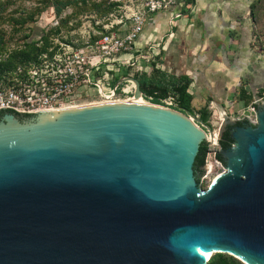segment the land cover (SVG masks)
Wrapping results in <instances>:
<instances>
[{"label":"water","instance_id":"obj_1","mask_svg":"<svg viewBox=\"0 0 264 264\" xmlns=\"http://www.w3.org/2000/svg\"><path fill=\"white\" fill-rule=\"evenodd\" d=\"M125 82L145 100L133 75L114 94ZM0 112V264H206V247L264 264V101L232 130L226 170L206 190L208 166L198 181L194 163L216 133L190 109Z\"/></svg>","mask_w":264,"mask_h":264},{"label":"built area","instance_id":"obj_2","mask_svg":"<svg viewBox=\"0 0 264 264\" xmlns=\"http://www.w3.org/2000/svg\"><path fill=\"white\" fill-rule=\"evenodd\" d=\"M107 1L117 2L120 7L104 20L105 33L95 28L96 32L81 39L56 36L53 45L40 56L39 62L20 67L7 83L0 86V109L8 107L34 112L133 97L132 82L123 83L121 93L117 89L115 94L110 82L116 75L134 76L139 68L149 70L158 54L155 50L162 49V43L149 42L144 46V51L136 52L149 14L185 4L184 12L173 13L170 23H174L188 9L193 10L195 7L194 0H144V6L131 9L132 13L128 15L127 12H121L127 1ZM93 35L99 37L91 40ZM261 42L264 49V40L261 39ZM126 55L130 56L128 62L123 59ZM259 101H264V87L256 91L248 106L250 112H255ZM165 106H169L168 100ZM252 118H256L255 113Z\"/></svg>","mask_w":264,"mask_h":264},{"label":"crops","instance_id":"obj_3","mask_svg":"<svg viewBox=\"0 0 264 264\" xmlns=\"http://www.w3.org/2000/svg\"><path fill=\"white\" fill-rule=\"evenodd\" d=\"M170 23L176 5L149 14L137 46L162 43L161 68L191 79L196 108L207 106L213 117L237 112L245 104L237 96L245 88L254 97L264 87V17L262 0H194ZM163 37V39H162ZM142 47V46H141Z\"/></svg>","mask_w":264,"mask_h":264},{"label":"trees","instance_id":"obj_4","mask_svg":"<svg viewBox=\"0 0 264 264\" xmlns=\"http://www.w3.org/2000/svg\"><path fill=\"white\" fill-rule=\"evenodd\" d=\"M46 5L33 12H29L20 18H14L15 23L23 27L28 22L35 21L37 14L41 13L50 0H46ZM55 11L58 16H61L63 11L69 6H78L79 10H74L72 14L61 18L58 24L51 27L48 32L42 34L40 39L28 40L32 32H26L24 35V42L20 46L11 50L6 49L5 40L0 35V86L7 83L20 67H27L31 63L39 62L40 56L48 51L53 45V40L60 34L63 35V31L71 32L81 25L78 21L76 24H70L73 17H78V14H82L89 11L96 14V17L92 18L94 27L101 33H105V27L103 26L105 19L110 16L111 13L117 12L120 4L117 2L109 3L107 0H55ZM4 5V4H0ZM97 20H103V22L96 24ZM105 20V21H104ZM64 29V30H63ZM99 35H93L91 40H95ZM65 39V38H63ZM163 55V49L159 51L155 59L151 63L149 70L137 69L134 72V76L141 82V88L145 93V99L157 104H166V100L172 99L175 109L187 108L194 114L200 116L204 123H209L212 111L207 106L196 108L193 105L194 94L190 90L191 79L187 75H175L173 73L166 72L161 68V58ZM120 75H116L111 80V87L120 78ZM121 84L118 88V93L122 91ZM131 95V94H130ZM253 95L249 93L245 88H241L238 93V99L244 100L246 106H249L253 101ZM224 145L226 143H223ZM209 142L204 141L197 154L194 169H198L205 165L207 162ZM218 157L223 160L222 155L218 154ZM203 173H201L197 180L199 181ZM206 264H241V262L234 256L226 253L217 252L212 255Z\"/></svg>","mask_w":264,"mask_h":264},{"label":"rangeland","instance_id":"obj_5","mask_svg":"<svg viewBox=\"0 0 264 264\" xmlns=\"http://www.w3.org/2000/svg\"><path fill=\"white\" fill-rule=\"evenodd\" d=\"M45 1L46 0H0V4H4V5H0V35L3 36L5 40L6 49L11 50L23 44L24 35L26 34V32H32L30 38L28 39L29 41L32 40L33 38L40 39L42 34L48 32L51 27L56 26L61 18H64L65 16L72 14L74 10L80 9L78 8V6H69L63 11L61 16H58L55 11L56 2L55 0H50L51 3H49V5H47L41 13L36 15L35 21L28 22L23 27H20L21 25L15 23L16 18L25 16V14H28L29 12H33L37 10V8L45 6L46 5ZM125 1L127 2L126 4H123V8L121 12H127L128 15L132 13L131 9L135 10L137 6L140 7L144 6V0H125ZM262 1L263 2L260 8V13L262 17H264V0ZM77 16L78 17H73V19L70 21L71 22L70 24H76V22L80 21L81 25L75 30H72L71 32L67 31V33L66 30L63 29L64 30L63 35H65V37L70 38L72 36V38L81 39L83 37H86L91 32H96L94 23L92 22V18L96 17L97 16L96 14L86 11L82 14H78ZM101 22L102 20H97L96 24H99ZM56 38H58V36ZM138 47L139 48L138 50H136V52L145 50V47L143 45H140ZM155 51L156 54L159 53V48H157ZM129 58L130 56L128 55L123 57L125 62H128ZM123 69H125V67H123ZM127 87L130 88L129 84ZM168 104L169 107L171 108H174L175 106L170 99H168ZM239 106H240L239 111L231 112L232 114L231 116H233V118L244 119L247 115H250L251 118L253 117L254 113L250 112L246 104H242ZM210 121H212L213 128L216 133L215 134L216 140H214V142H211L212 140L210 139L211 141L209 143V148H208V160H207V164H205L206 166H208V169L206 170L205 176L201 178V182L199 183L200 188L202 190L208 189L212 185L214 180L226 170V168L222 164H220L218 158L216 157V151H218L220 148L217 141L219 138L221 125L223 124L224 119L219 117L218 115L216 117H213L212 115ZM216 253L217 250L215 249L213 250L212 255ZM236 258L241 262V264H250L240 257L239 258L236 257Z\"/></svg>","mask_w":264,"mask_h":264},{"label":"flooded vegetation","instance_id":"obj_6","mask_svg":"<svg viewBox=\"0 0 264 264\" xmlns=\"http://www.w3.org/2000/svg\"><path fill=\"white\" fill-rule=\"evenodd\" d=\"M9 112V111H8ZM5 112H0V117H2L4 115ZM256 119V118H254ZM253 118H251L250 116L246 117L245 119L243 120H236L234 122H226L225 124H223V128H222V131H221V134H220V138H219V150L216 151L217 152V155L216 157L220 160V164L224 165L225 166V163H226V160L222 154V150H226L228 148H230L233 144H234V138L232 136V130L236 127V125L240 124V125H250V124H253L254 121ZM223 143H226L225 145ZM218 154L222 155L223 157V160H221L219 157H218ZM207 164V162H206ZM205 165L201 166L200 168L198 169H195V176L196 178H198V176L201 174V173H204L205 171Z\"/></svg>","mask_w":264,"mask_h":264},{"label":"bare ground","instance_id":"obj_7","mask_svg":"<svg viewBox=\"0 0 264 264\" xmlns=\"http://www.w3.org/2000/svg\"><path fill=\"white\" fill-rule=\"evenodd\" d=\"M125 101L127 100V101H129V102H147L146 100H144V99H136V98H134V97H130V98H127V99H124ZM120 101H122V100H120ZM109 102V101H108ZM112 102H114V101H112ZM94 103H99V102H92V104H94ZM87 104H90V103H87ZM84 105V104H83ZM208 138H210L212 141H214V140H216V137H214V140H213V137H211L210 135H208ZM213 250H215L214 248H212V247H206V260H209V258L211 257V255H212V252H213Z\"/></svg>","mask_w":264,"mask_h":264}]
</instances>
